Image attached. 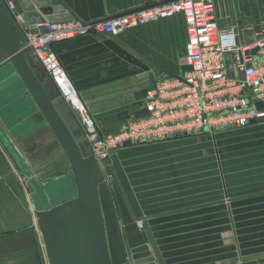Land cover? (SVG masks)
Listing matches in <instances>:
<instances>
[{
    "label": "crops",
    "instance_id": "0c3cea01",
    "mask_svg": "<svg viewBox=\"0 0 264 264\" xmlns=\"http://www.w3.org/2000/svg\"><path fill=\"white\" fill-rule=\"evenodd\" d=\"M60 1L75 20L87 23L167 0ZM260 1L261 7L259 0H215L218 27H235L238 43L248 44L254 31L264 27V0ZM117 38L177 76L187 65L180 15L140 24ZM52 49L104 133L120 131L141 111V92L166 76L154 74L104 34L77 37ZM177 58L183 61L180 65ZM3 69L0 131L30 175L45 183L60 167L41 165L55 139L21 80ZM230 130H236L235 137L226 132L218 140L205 136L201 141L183 135L146 144L156 152L142 162L141 174L132 173L120 188L125 225L137 229L140 221L147 226L164 264H235L246 248L264 246V120ZM212 140L218 142L219 153L206 151ZM38 167L45 169L38 173ZM35 212L28 180L0 137V264H48ZM134 231L139 244L146 243L143 228Z\"/></svg>",
    "mask_w": 264,
    "mask_h": 264
},
{
    "label": "built area",
    "instance_id": "2783aa9c",
    "mask_svg": "<svg viewBox=\"0 0 264 264\" xmlns=\"http://www.w3.org/2000/svg\"><path fill=\"white\" fill-rule=\"evenodd\" d=\"M37 65L78 119L81 142L103 174L110 154L131 145L244 127L264 120V27L248 44L238 43L235 27L220 28L213 0H167L109 19L87 23L75 19L27 24L11 0H2ZM180 15L186 29L185 62L191 70L182 80L162 76L141 97L145 115L131 118L115 134L104 133L84 106L76 109L65 93L74 89L53 52V45L90 34L119 36L140 24ZM33 29L35 31H33ZM226 56H228L226 58ZM257 103L262 107L257 108ZM142 229V222H137Z\"/></svg>",
    "mask_w": 264,
    "mask_h": 264
},
{
    "label": "water",
    "instance_id": "95a60500",
    "mask_svg": "<svg viewBox=\"0 0 264 264\" xmlns=\"http://www.w3.org/2000/svg\"><path fill=\"white\" fill-rule=\"evenodd\" d=\"M11 1L32 28L44 22L75 19L60 0ZM104 35L151 68L154 74L161 72L182 80L184 73L191 70L190 66L184 65L180 76H177L150 62L116 36ZM3 66L21 80L70 167L65 177L39 183L26 170L0 131V137L28 180L48 264H164L145 225L143 231L146 243L131 248L129 255L125 252L103 172L81 142L79 125L66 102L57 93L51 96L38 77L37 60L25 45L12 15L0 0V68ZM147 90H143L140 96L145 95ZM255 106L260 108L262 104L257 103ZM144 115L145 111L141 110L134 118ZM125 145L131 144L126 142ZM239 264H264V259Z\"/></svg>",
    "mask_w": 264,
    "mask_h": 264
},
{
    "label": "rangeland",
    "instance_id": "374dc122",
    "mask_svg": "<svg viewBox=\"0 0 264 264\" xmlns=\"http://www.w3.org/2000/svg\"><path fill=\"white\" fill-rule=\"evenodd\" d=\"M261 2L262 1L259 0L260 7L262 6ZM213 3L215 6V0H213ZM259 3H258V5H259ZM179 59L177 58V63L180 65V63H182L183 61L181 62ZM36 70H37L38 77L41 79V81H42L43 85L46 87L48 93L51 96L54 95L56 93V88L54 87V85L46 77L45 73L39 67V65L37 66ZM68 108L71 112V115L76 119L77 123H79L78 119L73 114L71 108L69 106H68ZM244 127H240V129H242ZM231 129H237L238 130L239 128H231ZM228 131H229V133H228ZM235 131L236 130H230V128H228V130L227 129L216 130V131H213V132L208 133V134L199 133V134L189 135V136L190 137H198V138L201 137V141H204V139H202V138L205 136H207L213 140H216V138H217V140H218V138L221 137V134H224L226 132H227L228 137H235V134H237ZM75 135H77V131H75ZM213 140L211 142V144H212L211 148L207 149L206 151L207 152L211 151L213 153H219L220 151H219V149H218L219 147L217 145L218 142L213 141ZM158 142H161V141H158ZM154 143H157V141L156 142H148V143H138V144H134L133 146H130V147L122 146V147L117 148L116 150H114L110 154L111 160H110V162L108 161V165L106 166L104 174H103L105 184H106V187L108 189L109 198L111 201L114 216L116 219L117 227H118V230L120 233V237H121V240L123 243V247H124L127 255H129L131 248L136 247V246H140L144 243L139 244L141 241H139L138 232L134 231V230H136V231L141 230L138 228V225L136 227L137 229H134L133 226L125 225V223H124L123 216H125L126 213H125V208L123 205L124 198H123V195L120 191V188H121V186L122 187L124 186V183L126 181V177L127 178L130 177L132 175V173L134 174L135 172H137L138 174H141L139 171L144 167V166H142V162L143 161L146 162L150 158L151 154H149V153H151V152L155 153L156 152L155 150H152L155 147H153L151 145L146 146V144H152L153 145ZM51 148H52V150H51V154H49V158H46L47 160L42 162L41 165L46 166L45 163H48V164L50 163L51 166H60L57 170H54V169L52 170V172H51L52 177H53L52 179H58L61 177H65L68 174V172L70 171L69 163H68L65 155L63 154V152H62V150H61V148L58 145L56 140L53 141ZM216 166H215V168L218 169L219 167L218 166L216 167ZM44 169L45 168L39 169V167H38V173L43 171ZM217 171L219 174V170H217ZM128 182L130 183L131 181L129 180ZM21 184L23 186L22 188H25L24 181L21 182ZM256 227L262 228V226H256ZM230 231H233L231 225H230ZM41 242H43L42 239H41ZM262 244L264 245V242ZM244 254H245L244 256L242 255L238 258V260H235V264L248 262V261H256L259 259H264V246H262L260 248H254V249L246 248L244 251ZM232 259L233 258L229 259L230 263H233Z\"/></svg>",
    "mask_w": 264,
    "mask_h": 264
},
{
    "label": "bare ground",
    "instance_id": "6f19581e",
    "mask_svg": "<svg viewBox=\"0 0 264 264\" xmlns=\"http://www.w3.org/2000/svg\"><path fill=\"white\" fill-rule=\"evenodd\" d=\"M65 93H66V95H69L68 99L70 100L73 107H75L76 109H81L82 107H84L82 105V102L78 98V95L74 89L70 90V88L65 87Z\"/></svg>",
    "mask_w": 264,
    "mask_h": 264
},
{
    "label": "trees",
    "instance_id": "16d2710c",
    "mask_svg": "<svg viewBox=\"0 0 264 264\" xmlns=\"http://www.w3.org/2000/svg\"><path fill=\"white\" fill-rule=\"evenodd\" d=\"M47 77V76H46ZM49 79V78H48Z\"/></svg>",
    "mask_w": 264,
    "mask_h": 264
}]
</instances>
